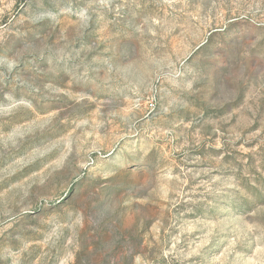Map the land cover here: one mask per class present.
Here are the masks:
<instances>
[{"label": "rangeland", "instance_id": "1", "mask_svg": "<svg viewBox=\"0 0 264 264\" xmlns=\"http://www.w3.org/2000/svg\"><path fill=\"white\" fill-rule=\"evenodd\" d=\"M0 264H264V0H0Z\"/></svg>", "mask_w": 264, "mask_h": 264}]
</instances>
